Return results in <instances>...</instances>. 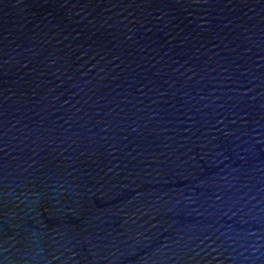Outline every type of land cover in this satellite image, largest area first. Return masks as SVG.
Segmentation results:
<instances>
[{
  "label": "water",
  "instance_id": "95a60500",
  "mask_svg": "<svg viewBox=\"0 0 264 264\" xmlns=\"http://www.w3.org/2000/svg\"><path fill=\"white\" fill-rule=\"evenodd\" d=\"M0 264H264V0H0Z\"/></svg>",
  "mask_w": 264,
  "mask_h": 264
}]
</instances>
